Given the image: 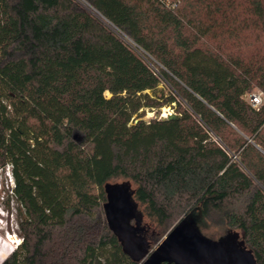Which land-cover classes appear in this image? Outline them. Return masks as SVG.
Here are the masks:
<instances>
[{
    "label": "trees",
    "instance_id": "obj_1",
    "mask_svg": "<svg viewBox=\"0 0 264 264\" xmlns=\"http://www.w3.org/2000/svg\"><path fill=\"white\" fill-rule=\"evenodd\" d=\"M175 1L0 0V164L22 237L1 264H143L106 219L120 177L160 227L153 250L193 215L264 264V104L246 98L264 51L225 41L264 32V0ZM169 105L179 118H144Z\"/></svg>",
    "mask_w": 264,
    "mask_h": 264
},
{
    "label": "water",
    "instance_id": "obj_2",
    "mask_svg": "<svg viewBox=\"0 0 264 264\" xmlns=\"http://www.w3.org/2000/svg\"><path fill=\"white\" fill-rule=\"evenodd\" d=\"M163 118H179L171 112ZM104 210L111 230L118 237L125 253L143 260V264H259L244 243L229 239H213L196 225L197 217L189 215L167 233L152 252L143 235L142 213L129 183H107ZM136 220L135 224L133 220Z\"/></svg>",
    "mask_w": 264,
    "mask_h": 264
},
{
    "label": "rangeland",
    "instance_id": "obj_3",
    "mask_svg": "<svg viewBox=\"0 0 264 264\" xmlns=\"http://www.w3.org/2000/svg\"><path fill=\"white\" fill-rule=\"evenodd\" d=\"M166 3L167 6H172L173 4H174L173 6H176L175 0H166ZM243 33L244 34L239 38L227 39L225 41L229 43V46H231L232 49H234L235 51H240L241 53H244L247 56H250L254 53L257 54V52L260 49L264 51V45H263L264 32H262L261 30L254 29V30H248ZM212 43L216 45L217 42H212ZM155 70L157 71L156 68ZM162 86L163 85H161V87ZM252 92L264 93L263 89L258 86L254 87ZM107 94L110 95L109 92H107ZM246 98L249 101L248 94L246 95ZM164 112L167 114L171 112H176V108L170 105L164 106L162 108H154V109L147 108L145 110L144 118L150 120L153 118L164 117L165 116L163 115ZM110 183H114V184L129 183L130 188L132 190L136 188L134 182L124 177L113 179L110 181ZM13 186H14V177L12 176L10 165L1 166L0 164V264L13 251V249H15L22 241V237L20 235L21 230L19 225L20 216L18 210V203L12 192ZM138 204H139L138 206L139 211L142 213V220L140 225L141 227H144V232H145L144 234H146L147 239L151 235L157 236L161 232L160 227L154 220H152L146 214L143 205H141L140 202H138ZM135 222L136 220L134 219L133 223L135 224ZM202 223L203 221L199 217H197L196 220L197 227L201 230L202 233H204L207 236L209 235V237H211L210 235L214 234L216 230H211L210 231L211 234H210L207 230L203 229ZM240 237H241V232H239V238ZM164 238L165 236L161 240H163ZM213 239H217V238H213ZM151 247L152 246L150 245V247L148 248L150 252H152L153 250Z\"/></svg>",
    "mask_w": 264,
    "mask_h": 264
},
{
    "label": "built area",
    "instance_id": "obj_4",
    "mask_svg": "<svg viewBox=\"0 0 264 264\" xmlns=\"http://www.w3.org/2000/svg\"><path fill=\"white\" fill-rule=\"evenodd\" d=\"M248 98H249V102L251 103V105L256 109H259L264 104V93L263 92L248 93Z\"/></svg>",
    "mask_w": 264,
    "mask_h": 264
},
{
    "label": "bare ground",
    "instance_id": "obj_5",
    "mask_svg": "<svg viewBox=\"0 0 264 264\" xmlns=\"http://www.w3.org/2000/svg\"><path fill=\"white\" fill-rule=\"evenodd\" d=\"M163 115H167V113H165V112H164V114H163Z\"/></svg>",
    "mask_w": 264,
    "mask_h": 264
},
{
    "label": "flooded vegetation",
    "instance_id": "obj_6",
    "mask_svg": "<svg viewBox=\"0 0 264 264\" xmlns=\"http://www.w3.org/2000/svg\"><path fill=\"white\" fill-rule=\"evenodd\" d=\"M165 264H168V262H165Z\"/></svg>",
    "mask_w": 264,
    "mask_h": 264
}]
</instances>
